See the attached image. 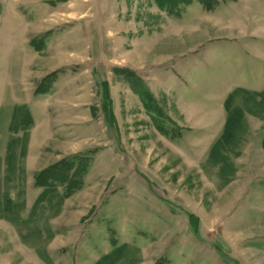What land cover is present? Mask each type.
Returning <instances> with one entry per match:
<instances>
[{
    "label": "rangeland",
    "instance_id": "1",
    "mask_svg": "<svg viewBox=\"0 0 264 264\" xmlns=\"http://www.w3.org/2000/svg\"><path fill=\"white\" fill-rule=\"evenodd\" d=\"M0 264H264V0H0Z\"/></svg>",
    "mask_w": 264,
    "mask_h": 264
}]
</instances>
